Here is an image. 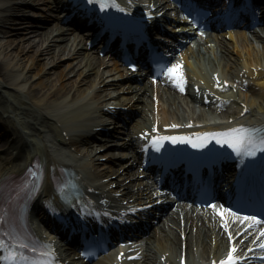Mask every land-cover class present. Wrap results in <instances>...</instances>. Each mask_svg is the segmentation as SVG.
Wrapping results in <instances>:
<instances>
[{
	"label": "bare ground",
	"instance_id": "bare-ground-1",
	"mask_svg": "<svg viewBox=\"0 0 264 264\" xmlns=\"http://www.w3.org/2000/svg\"><path fill=\"white\" fill-rule=\"evenodd\" d=\"M54 2L55 4H52L50 7L57 9V2L55 0ZM2 10L3 11L1 12H3V14L0 15V92L2 94L4 93L5 101L11 99V101L14 102L13 104L16 110H19L20 112L23 111L24 116L31 114V125H33L31 130H34L36 136L40 137L42 134L46 133L45 130H49L50 132H54L52 139H55V143L69 142L74 146H78L80 141L84 140L85 133L78 132V138L71 133L72 130L76 128L73 125L74 120L79 119V117L89 115V105H91L92 101H99L100 103H106L108 101L114 104L117 102L129 104L130 102L129 106L134 107H137L140 103H142L140 101H144L146 104H151V100L144 91H142V95L140 96H136L135 94L129 95V92H131L130 90H127L122 96H114L112 95L114 92L107 91L105 88H100L102 84L101 79L97 80L98 85L94 87L93 84L96 78L93 75H84V77H80L78 75L82 72L73 62H60V59L63 58L62 55H64L63 46L55 42V37H53L50 32L52 30L60 31L61 37L64 34V29L62 26L55 27L57 26L56 22L47 23V25L45 24L46 22H39V27L31 30L33 36L35 37L26 38L25 41L21 42L25 43L20 44V42L16 41V38H12L10 36L21 33V29L26 30L29 26H34V24L24 22L25 17L23 16L26 15L27 12L22 9L21 6L13 7L10 5L7 8H2ZM230 35L231 37L233 36V34ZM236 35L239 37H245L246 34L245 32H239ZM21 39H24V37H21ZM43 40L44 42H47L43 51L45 50V54H48L49 58L39 62V59L36 60L32 54H39L40 51L41 53L43 52L41 48H38L39 43ZM28 51H32L33 53L28 54ZM243 64L245 65L246 63L244 62ZM55 66L59 68L50 70ZM230 68L232 67L230 66L229 70ZM237 72L238 70L235 71L234 74L236 75ZM48 73H52L54 76L52 77V74L50 76ZM259 82L264 85V79L258 81V83ZM115 90L117 89L115 88ZM59 96L66 97L65 102L70 104V114H67L69 115L68 118H62L63 114H58L60 109L57 107L61 105H57L56 102L57 99L59 100ZM53 100H56V104L49 105L48 103L52 104ZM140 105L144 106V104ZM47 107L52 108L54 113L48 112L46 110ZM4 110L8 114L7 109L4 108ZM3 113L4 112L0 110L1 116H3ZM64 113H67V109L64 110ZM8 115L12 117V121L9 117L5 116L3 118L5 124L2 125L4 128H0V132H5L8 128V122H12L15 127L14 131H8L9 134H7V136H10V148H15L17 145L23 146V144H25V140L27 141L28 138L30 142L35 140L33 139L35 135H33L32 131H27L26 129L29 126L25 125L23 127L24 129L20 128L25 132V134L22 132L20 133V131L16 129V126L20 124H15L17 121H13V114L9 113ZM39 118L40 120L36 122V119ZM246 118L249 117L246 115ZM68 120H70L69 124L71 125L66 124ZM107 121V118L102 117L99 122H101V125H106ZM36 124H38V128L35 129ZM2 126L0 125V127ZM62 131H64L65 134L67 133V135H63L61 133ZM122 132H124V129L118 130L119 134ZM58 144L61 145L60 143ZM106 144L110 145L109 142L102 143L100 145ZM31 148L32 150L26 149L24 151L25 156L23 161L26 162L29 160L33 150H35L33 147ZM94 149L92 150L91 156L92 159L95 160L101 155L96 154ZM5 153L7 155H3L2 157H9L11 154L8 150ZM42 156H44V154H42ZM7 157H4L2 161L0 159V164H2L0 167V173L4 170H9L7 169L8 163L12 164L15 162V160H11V162H4ZM44 157L50 160V156L45 155ZM17 164L19 165L21 162H18ZM105 172L110 176L108 168L103 169L99 174L105 176ZM149 249L150 248H148V250Z\"/></svg>",
	"mask_w": 264,
	"mask_h": 264
},
{
	"label": "snow or ice",
	"instance_id": "snow-or-ice-1",
	"mask_svg": "<svg viewBox=\"0 0 264 264\" xmlns=\"http://www.w3.org/2000/svg\"><path fill=\"white\" fill-rule=\"evenodd\" d=\"M89 4H98L101 9L109 6L105 0H87ZM118 7V5H112ZM133 68L136 66L133 64ZM160 70L164 75L169 76L172 79V82L175 83L181 90H183L184 78L181 71V65L179 63L173 64L171 66L161 64L159 65ZM175 127V125H173ZM257 130L254 128H246L242 125H238L235 128L225 129L219 132H211V133H201L197 134L198 138L196 140L188 139L187 137H175V136H154L152 138V145L159 150L161 147V142L164 140H170L172 143H176L178 140L183 141L187 140L188 143L192 144L194 148H204L209 139H215L216 142L220 145H227L233 151H235L239 155H247L254 156L256 155L255 148L258 146L262 151H264V136L255 137L253 134ZM212 207H216L212 205ZM225 211L231 212V209H225ZM223 215V213H221ZM235 217L238 214L232 213ZM2 219V217H0ZM245 220L253 221L252 227L255 226L256 223L261 222V218L257 216H245ZM261 233H264V228L260 229ZM231 238V234H230ZM4 247V241L0 240V248ZM261 248L264 249V244L261 245ZM235 248L230 247L227 253V256L219 261V264H235L237 260L242 259V257L234 255ZM52 253H42V256H51ZM264 255V253H262ZM16 253H9V258L0 257V260H6L8 264H11V261L15 260ZM29 264H54L53 261L49 259H37L29 262ZM216 264V262H213Z\"/></svg>",
	"mask_w": 264,
	"mask_h": 264
},
{
	"label": "rangeland",
	"instance_id": "rangeland-1",
	"mask_svg": "<svg viewBox=\"0 0 264 264\" xmlns=\"http://www.w3.org/2000/svg\"><path fill=\"white\" fill-rule=\"evenodd\" d=\"M30 32H31V31H27L25 34L28 35V34H30ZM19 36H20V35H19ZM16 41H19V40L17 39Z\"/></svg>",
	"mask_w": 264,
	"mask_h": 264
}]
</instances>
